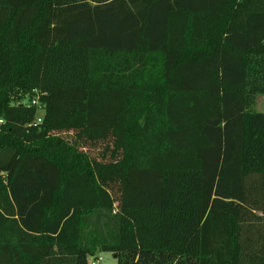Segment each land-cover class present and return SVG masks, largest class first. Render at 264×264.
I'll list each match as a JSON object with an SVG mask.
<instances>
[{"label": "trees", "instance_id": "trees-1", "mask_svg": "<svg viewBox=\"0 0 264 264\" xmlns=\"http://www.w3.org/2000/svg\"><path fill=\"white\" fill-rule=\"evenodd\" d=\"M262 96L264 0H0V264H264Z\"/></svg>", "mask_w": 264, "mask_h": 264}, {"label": "rangeland", "instance_id": "rangeland-1", "mask_svg": "<svg viewBox=\"0 0 264 264\" xmlns=\"http://www.w3.org/2000/svg\"><path fill=\"white\" fill-rule=\"evenodd\" d=\"M19 96H20V98L22 97V99L20 100L22 103L28 104L29 102L30 103L32 102V103H36L37 105L40 104L38 102V100H36V99H33V101H29L31 98H28L27 94L24 95L22 93H19ZM54 99L55 98H53V96H52V98H51V96L49 98V100H51L52 103H53ZM255 109L259 112H264V96L259 97L257 99ZM38 115H39V117H43L45 115L44 109L40 108ZM99 259H101V260L98 261ZM89 262H90V264H116V261H115L114 257L112 256V254L104 253V252H98L95 258L89 259Z\"/></svg>", "mask_w": 264, "mask_h": 264}, {"label": "built area", "instance_id": "built-area-1", "mask_svg": "<svg viewBox=\"0 0 264 264\" xmlns=\"http://www.w3.org/2000/svg\"><path fill=\"white\" fill-rule=\"evenodd\" d=\"M41 120L40 119H38V122H40ZM101 259H99L98 261H100Z\"/></svg>", "mask_w": 264, "mask_h": 264}]
</instances>
